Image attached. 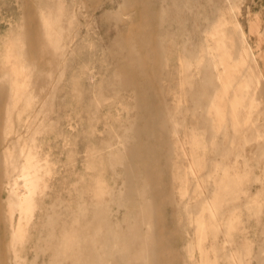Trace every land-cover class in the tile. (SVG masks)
Masks as SVG:
<instances>
[{"label":"rangeland","instance_id":"374dc122","mask_svg":"<svg viewBox=\"0 0 264 264\" xmlns=\"http://www.w3.org/2000/svg\"><path fill=\"white\" fill-rule=\"evenodd\" d=\"M0 264H264V0H0Z\"/></svg>","mask_w":264,"mask_h":264},{"label":"bare ground","instance_id":"6f19581e","mask_svg":"<svg viewBox=\"0 0 264 264\" xmlns=\"http://www.w3.org/2000/svg\"><path fill=\"white\" fill-rule=\"evenodd\" d=\"M34 172H35V170H34ZM31 173H33V172H31ZM31 173H30V174H31ZM27 175H28V174H27ZM33 175H34V174H33ZM33 175H32V176H33ZM35 175H36V172H35ZM35 175H34V176H35ZM23 177H24V176H23ZM35 177H36V176H35ZM26 181H27V180H26ZM29 182H31V181H29ZM29 184H31V183H29ZM26 186H27V185H26ZM19 191H20V190H19ZM19 194H20V192H19ZM19 194H18V196H19ZM17 199H18V198H17Z\"/></svg>","mask_w":264,"mask_h":264}]
</instances>
